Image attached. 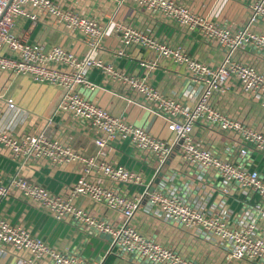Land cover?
<instances>
[{
    "label": "built area",
    "instance_id": "built-area-1",
    "mask_svg": "<svg viewBox=\"0 0 264 264\" xmlns=\"http://www.w3.org/2000/svg\"><path fill=\"white\" fill-rule=\"evenodd\" d=\"M132 3L167 22L189 30H198L207 41L222 50L218 64L204 63L182 47L159 40L150 33L126 22L113 21L111 27L76 10L65 9L54 0H0V72L28 75L40 84L60 91L57 111L75 128L90 135L97 150L86 155L61 138H48L43 133H22L0 129V146L19 166L28 159L46 161L56 166L63 162L78 165V177L60 193H54L37 182L14 174L0 179V199L13 191L41 207L57 221L74 220L78 225L109 238L111 250L146 264H206L147 237L133 224L141 203L165 221L186 229L203 231L209 238L225 245L234 260L264 264V237L255 232L253 220L234 222L221 210L197 206L180 195L179 190L152 188L141 170L130 169L113 161L109 153L116 144L127 142L131 156L148 162L154 174L166 162L178 159L180 166L205 172L222 183L221 192L228 195L233 188L249 191L258 197L256 209H264V179L249 164V152L264 155V131L242 119L220 111L214 104L216 93L236 85L247 97L264 108V71L236 57L238 51L250 47L264 55V32L250 27L264 22V0H250L247 24L234 28L194 13L176 0H116ZM48 19L52 25L80 36L87 51L75 54L59 45L44 47L16 33L21 20L36 24ZM109 28L117 45L110 50L114 58H130L136 49L145 55L138 60L146 69L159 68L168 61L181 69L193 83L191 103H182L152 87L143 77L117 69L98 56L104 50L103 39ZM99 71L125 90V112H134L135 121L115 115L92 102L79 91H93L97 85L89 78ZM7 107L16 106L11 97L0 94ZM156 117L162 119L166 137L153 134L147 125ZM143 120V121H142ZM210 128L226 137L236 148L235 159L212 149L197 137V132ZM140 189V190H139ZM101 205L103 216L93 215L88 207ZM9 247L29 254L27 264H99L86 260L33 235L18 223L0 215V252ZM1 264V263H0Z\"/></svg>",
    "mask_w": 264,
    "mask_h": 264
},
{
    "label": "crops",
    "instance_id": "crops-1",
    "mask_svg": "<svg viewBox=\"0 0 264 264\" xmlns=\"http://www.w3.org/2000/svg\"><path fill=\"white\" fill-rule=\"evenodd\" d=\"M63 8L87 14L96 20L109 24L121 21L134 25L150 33L159 40L174 46L182 47L192 57L210 64H218L222 50L212 42L205 40L198 30H189L167 22L157 15L144 11L132 3L118 4L116 0H54ZM187 5L194 13L208 17L217 23L228 24L234 28L247 24L248 5L250 0H176ZM251 28L264 32V22L259 21ZM103 39L104 50L98 56L112 63L117 69L143 77L161 93L177 99L182 103H191L193 83L181 69L168 61L160 62L159 68L146 69L138 60L145 52L140 49L129 51L130 58H114L110 50L117 45L116 36L111 29ZM16 33L25 34L29 42H37L44 47L59 45L82 55L87 51L86 44L80 36L68 33L51 24L48 19L31 24L21 20L16 25ZM236 57L264 71V55L247 47L238 51ZM89 78L97 87L93 91L80 89V93L99 106L108 109L115 115H123L128 121H135L134 112H125V90L99 71L93 70ZM0 94L11 97L16 106L8 108L0 100V129L11 131L14 135L22 133H43L48 138H61L75 150H82L92 155L97 148L90 135L75 128L64 115H59L57 105L60 91L51 85L40 84L28 75H16L11 72H0ZM213 104L224 113L234 115L246 123L257 126L264 131V108L258 102L243 94L236 85L226 92L216 93ZM143 121V120H142ZM147 128L155 135L166 137L168 132L161 118L156 117ZM207 146L221 151L235 159L236 148H232L226 137L215 133L210 128L196 133ZM113 161L130 169L141 170L153 188L178 189L180 195L206 210L224 212L232 221L253 220L255 232L264 237V209H256L258 197L249 191L233 188L228 195L221 192L222 183L216 177L205 172L180 166L178 159H172L154 174V168L141 159L131 156L127 142L116 144V150L109 153ZM249 164L259 171L264 179V155L250 151ZM78 165L75 162H63L52 166L46 161L28 159L19 164L10 159L8 152L0 146V179L7 181L14 174L27 177L44 186L51 192L60 193L78 177ZM140 190V189H139ZM93 215L103 216L101 205L90 206ZM0 215L11 223H18L27 228L33 235L68 252L76 253L83 259L93 260L99 264H146L130 256H120L111 250L109 238L103 234L88 231L74 220L57 221L41 207L24 199L18 191L0 199ZM134 226L149 238L179 252L185 257L206 264H263L255 261L234 260L228 257V248L218 241L209 238L203 231L190 230L181 225L165 221L148 210L144 202L133 218ZM29 254L7 247L0 252L1 264H27ZM40 264V263H39ZM41 264H51L43 261Z\"/></svg>",
    "mask_w": 264,
    "mask_h": 264
}]
</instances>
